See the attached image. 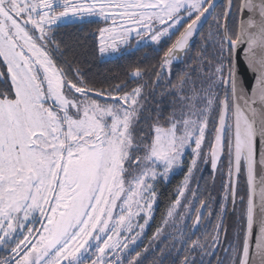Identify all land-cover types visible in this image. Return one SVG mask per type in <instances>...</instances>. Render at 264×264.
Instances as JSON below:
<instances>
[{
	"label": "snow or ice",
	"instance_id": "1",
	"mask_svg": "<svg viewBox=\"0 0 264 264\" xmlns=\"http://www.w3.org/2000/svg\"><path fill=\"white\" fill-rule=\"evenodd\" d=\"M217 8L218 0H0V264H142L136 245L151 230L158 185L184 168L149 244L174 228L172 248L189 253L181 264H264V0ZM67 27L74 45L58 39ZM89 37L101 57L169 45L152 70L157 82L193 58L196 38L202 46L195 68L169 80L173 110L149 115L148 83L139 82L148 70L107 87L85 78L74 48ZM205 168L213 191L219 178V199L201 192ZM229 206H239L231 238ZM206 213L217 220L211 243L177 227L193 220L195 235Z\"/></svg>",
	"mask_w": 264,
	"mask_h": 264
},
{
	"label": "trees",
	"instance_id": "2",
	"mask_svg": "<svg viewBox=\"0 0 264 264\" xmlns=\"http://www.w3.org/2000/svg\"><path fill=\"white\" fill-rule=\"evenodd\" d=\"M103 23L99 26L102 27ZM97 25H92V31L95 30ZM212 30V29H211ZM210 30V31H211ZM209 33V32H208ZM205 34V35H208ZM58 39H64L69 45H74L76 41V29L72 27L62 28L60 30V35ZM95 40V37H89L87 45L85 49H79L74 48V52H79V59L81 61V68L83 69L84 73H86L85 78L90 79L92 81L98 82L97 87H107L109 83H118V80H114L113 77H119L120 80H129L130 77L128 75L130 70H133L135 68H140L143 72L144 70H148V75H144L143 79L140 80V83H148V88H153L156 83V76L152 74V70L156 68L158 71V63L160 60V57L163 55V51L166 50V48L169 45H165L164 49L157 50L156 47H149V46H143L140 47L138 50L137 48H131L128 50V52L123 55L122 57L118 56L115 58H109L105 59L97 54L94 53L93 50H91V45L93 44ZM195 46L201 47L202 46V38H196ZM210 49V48H209ZM73 52H70L69 55L71 56ZM196 54L192 55L193 58L190 59V62H192V69L195 68L196 61L194 59V56ZM187 56V55H185ZM184 57V56H183ZM198 71V69H197ZM195 78V77H193ZM136 81L132 82V86H135ZM3 86V85H2ZM161 97V96H160ZM153 96L147 100V106L148 111L150 115H154L153 109L159 108L163 111L164 116H167L169 112L173 110L172 107V100L174 97H172L169 101L161 100L162 98ZM190 158V157H189ZM186 168H184L181 172L173 174L172 178L169 179L167 182H161L158 185V199L155 204L156 208V215H155V222L158 224L164 217L166 210L169 207L170 202L175 199V192L179 185L180 177L183 175ZM211 171L207 168L203 169L202 175L200 173H197L196 176L201 177H209L208 183H209V189L207 190L214 198L219 199L220 191V181L219 178H217L215 182V188L216 190L213 191L212 188V181H211ZM200 186L205 183V181L202 179L198 180ZM193 187L195 185L193 184ZM201 192H202V186H201ZM243 195V193H241ZM203 199L207 200V197H202ZM212 207L215 209L216 205L213 204ZM239 219V206H237L236 212L234 213L231 206H229L228 215L225 218V226L229 229V238H231V232L236 229L237 222ZM207 220H209L207 218ZM213 221H217L214 217ZM209 223V222H208ZM158 225H152L151 230L147 231L146 239H150L153 236V233L155 232V229ZM205 225L200 226L198 230L196 231V234L193 239L200 238V236L204 235L203 239H208V242L211 243L209 237L214 229V226H211L210 229L205 233ZM207 234V235H205ZM173 238L169 237L168 239ZM201 239V238H200ZM202 239V240H203ZM224 247V245H223ZM222 247V248H223ZM167 250L165 249V254L162 258L158 257V253H155L154 251L150 252L148 255H145V257H140V260L142 264H159V262L162 261V264H181V261L183 259L184 255H188V253H183L179 251H175V248L171 250L170 254H167ZM179 250V248H178ZM176 252V254H175ZM160 253V252H159ZM6 253L4 251H0V256H4ZM162 255V254H161ZM175 255V256H174ZM191 255L196 256L199 258V253H191ZM219 257H223V249L217 254ZM212 264H215V259L212 260Z\"/></svg>",
	"mask_w": 264,
	"mask_h": 264
},
{
	"label": "flooded vegetation",
	"instance_id": "3",
	"mask_svg": "<svg viewBox=\"0 0 264 264\" xmlns=\"http://www.w3.org/2000/svg\"><path fill=\"white\" fill-rule=\"evenodd\" d=\"M225 2H226V0H222L219 3V5H218L217 10H219V8ZM213 28H214V25H213L212 20L210 18L209 21L203 26L202 34L203 35L207 34ZM199 38H201V37H199ZM173 39H175V37H173ZM200 50H201V47L194 46V48L192 49V55L198 54L200 52ZM210 51H211V49H209V52ZM191 67H192V62H190L189 56H184V57L182 56L180 61H176V62H174L171 65L170 70H169V75L163 76V78L161 80H159V82H157V77H156V83H155L154 87L152 89L151 88H147L146 89V92L148 93L147 100L149 98L153 97V96H157V97L161 96L160 97V98H162L161 100H164V101L171 100L173 96H169L168 95V93L171 92V90H172L171 86L169 85V80H171V83L173 85H175L177 83L178 78L181 77V76H184L186 74V71L187 72H191L192 71ZM3 70H4V65H3V63H0V71H3ZM158 71H161V70L158 68ZM0 87H2V85H0ZM148 114L150 115L149 111H148ZM186 174H187V170H185L183 175L180 177L179 185L184 180V177H185ZM172 176L173 175H171L170 178H168V180L171 179ZM208 178L209 177H207V176L206 177L196 176L197 180H201L202 181V179H203L205 181V183H203L201 185L202 186V192L205 189H207V190L209 189V183L207 181ZM153 212H154V221L152 222V225H155V226L158 225L159 226L161 224L162 220L158 224H156V222H155L156 208L155 207H154ZM207 218L209 220H207ZM213 219H214V216L213 217H208V215L206 213L205 214V219L200 222V226L204 227V225H205V229H204L205 233L208 231V229H210L211 226H214V227L216 226L217 221L215 222V221H213ZM177 227L181 231L186 232L187 235L192 236V239L194 238L195 235H192V232H193V229H194L193 220L185 219V221L180 222ZM198 228L196 229V231L198 230ZM196 231H195V234H196ZM167 232L172 233L173 235H171L169 237L173 236V238H170V239H167V240H164L163 238H161L160 240H157L155 244H152V245L149 244V241L151 240V238L150 239H146V237H144L141 240V242L138 245V247L136 248V251L139 250L141 252V256L140 257H142V256L145 257V255H148L150 252L154 251L155 253H158V257L162 258L161 257L162 256L161 255V250L162 249H164V250L165 249L172 250V245L175 242L174 241V237L178 236V233H177V230L174 229V228L167 229ZM205 235H207V234H205ZM203 237H204V235L200 236L201 240L203 239ZM205 239H203V240H205ZM193 240H195V239H193ZM181 247L182 246L177 243L176 246H175V251L176 252L177 251L182 252V254L183 253H187V251H180ZM178 248H179V250H178ZM225 248H227V244H224V247L222 249H225ZM176 252H175V254H176ZM223 255H224V251H223Z\"/></svg>",
	"mask_w": 264,
	"mask_h": 264
},
{
	"label": "rangeland",
	"instance_id": "4",
	"mask_svg": "<svg viewBox=\"0 0 264 264\" xmlns=\"http://www.w3.org/2000/svg\"><path fill=\"white\" fill-rule=\"evenodd\" d=\"M103 26H105V25L103 24L102 27H103ZM133 48H136V45H135V44L133 45ZM115 57H118V56H104L103 58H105V59H109V58H115ZM181 171H182L181 169H175L174 172L171 173V174L169 175V178H170L171 175H173V174H175V173H179V172H181ZM154 207H155V204L153 205V210H154ZM140 242H141V241H138V242H137L136 248L138 247V245L140 244ZM0 251H1V250H0ZM138 252H140V251L138 250ZM140 253H141V252H140Z\"/></svg>",
	"mask_w": 264,
	"mask_h": 264
},
{
	"label": "water",
	"instance_id": "5",
	"mask_svg": "<svg viewBox=\"0 0 264 264\" xmlns=\"http://www.w3.org/2000/svg\"><path fill=\"white\" fill-rule=\"evenodd\" d=\"M221 1H222V0H218V5H219V3H220ZM209 19H210V18H209ZM208 21H209V20H208ZM205 24H206V23H205ZM205 24H204V25H205ZM204 25H203V26H204ZM181 58H182V57H181ZM196 229H197V228H195V231H196Z\"/></svg>",
	"mask_w": 264,
	"mask_h": 264
}]
</instances>
